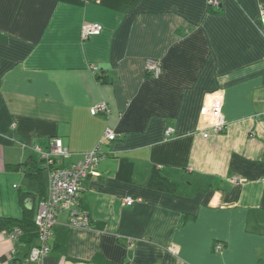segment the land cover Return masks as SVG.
<instances>
[{
  "label": "crops",
  "instance_id": "crops-1",
  "mask_svg": "<svg viewBox=\"0 0 264 264\" xmlns=\"http://www.w3.org/2000/svg\"><path fill=\"white\" fill-rule=\"evenodd\" d=\"M220 6L0 0V217L21 219L22 196L35 215L49 184L46 170L42 184L7 163L44 167L36 148L61 139L66 166L108 126L119 135L83 180L90 227L69 226L61 211L43 264H264V0ZM87 24L102 32L84 40ZM149 59L160 60L159 77ZM216 91L220 133L202 115ZM99 103L111 113L93 115ZM18 247L0 233V264H15Z\"/></svg>",
  "mask_w": 264,
  "mask_h": 264
},
{
  "label": "built area",
  "instance_id": "built-area-1",
  "mask_svg": "<svg viewBox=\"0 0 264 264\" xmlns=\"http://www.w3.org/2000/svg\"><path fill=\"white\" fill-rule=\"evenodd\" d=\"M211 6H220V0H210ZM261 19L264 21V7L260 10ZM102 27L98 24H87L82 29V38L88 39L92 36L99 35ZM97 67H94L96 70ZM146 70L153 77H159L162 73V64L160 60L149 59L146 62ZM211 102L204 107L202 115L208 117V129L215 133L223 132L227 128V123L223 115V94L216 91L211 94ZM93 115L111 113V109L106 103H99L91 108ZM207 119V121H208ZM206 122V121H205ZM203 132L204 137L209 136V132ZM172 127H168L165 135L170 137L174 133ZM118 133L108 126L102 134L98 144L91 152L84 155L83 159L70 165H60L59 160H64L70 156V150L66 147L61 139H55L48 150L39 147L36 151L45 162V170L48 174L49 184L45 197L40 201L38 211L35 217V224L38 228V244L33 246L27 258V262L43 264L45 258L51 252L50 238L54 227L58 224V215L61 211L69 212V226L77 228H89L90 218L86 211L82 209L80 192L83 189V180L89 175H95L99 164L108 158L106 146L109 142L117 140ZM134 204L133 198H125L122 205L131 206ZM18 233V229L16 230ZM16 233L7 234L9 239H16ZM20 233V232H19ZM221 245L218 246V249ZM8 254L7 257H11Z\"/></svg>",
  "mask_w": 264,
  "mask_h": 264
},
{
  "label": "trees",
  "instance_id": "trees-1",
  "mask_svg": "<svg viewBox=\"0 0 264 264\" xmlns=\"http://www.w3.org/2000/svg\"><path fill=\"white\" fill-rule=\"evenodd\" d=\"M221 3V0H220ZM210 11L211 12H220L221 11V6H211L210 5ZM261 18V16H260ZM158 60V59H157ZM98 78L102 82H109L107 80V77L102 73V69L98 66L97 69L95 70ZM102 114V113H100ZM106 115V114H105ZM167 137V136H166ZM116 141V140H114ZM112 141V142H114ZM112 142H109L112 143ZM109 144L106 146V149L108 148ZM108 155H109V151ZM40 162H44V160L40 157ZM21 168H26L25 170V175L29 179L36 180L37 182H40L43 184V169L45 170V164L44 167L40 166L38 162L35 160L31 159L27 163H19V164H6V169L9 171H16L20 170ZM43 193V192H42ZM47 193V192H46ZM46 193L41 194V197L39 198V203L40 201L45 197ZM81 200V199H80ZM22 201L24 202V215L21 219L17 218H7V217H0V233H3L7 236V234H15L16 230L18 229V233H16L17 238L14 239L17 242H19V247L18 250H16V254L13 256L12 259H14L15 264H22L27 262V258L30 254V251L33 246L38 244V228L35 224V217L36 214L33 215V210H28L26 207V202H25V197L22 196ZM39 206V204H38ZM20 232V233H19ZM51 240V238H50ZM36 242V244H35ZM50 242V241H49ZM51 246V244H50ZM52 250V246H51ZM50 254V253H49ZM7 256H4V259H7ZM28 264L32 262H27ZM35 264V263H33Z\"/></svg>",
  "mask_w": 264,
  "mask_h": 264
}]
</instances>
